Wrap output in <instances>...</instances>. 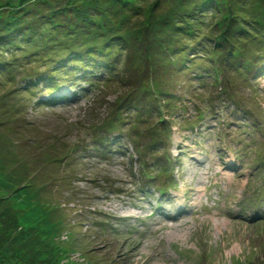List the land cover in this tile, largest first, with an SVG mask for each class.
<instances>
[{
	"label": "rangeland",
	"instance_id": "obj_1",
	"mask_svg": "<svg viewBox=\"0 0 264 264\" xmlns=\"http://www.w3.org/2000/svg\"><path fill=\"white\" fill-rule=\"evenodd\" d=\"M29 1L0 3V264H264V71L187 34L244 26L254 56L264 0ZM149 69L173 103L131 110Z\"/></svg>",
	"mask_w": 264,
	"mask_h": 264
},
{
	"label": "trees",
	"instance_id": "obj_2",
	"mask_svg": "<svg viewBox=\"0 0 264 264\" xmlns=\"http://www.w3.org/2000/svg\"><path fill=\"white\" fill-rule=\"evenodd\" d=\"M1 1L2 0H0V3H1ZM39 1H41V3H42L44 0H39ZM228 1H230V0H228ZM22 2H23V4H28L31 1L22 0ZM203 2H204V5H205V6L204 5L201 6L203 8L207 7V8H210V10H213V9L218 10L219 9L218 8L219 4H218V2L216 0H203ZM236 6H237V4H236ZM0 7H2L1 4H0ZM198 11H199V8H198ZM76 16H77V21L78 22H83V24L84 23H91V24L94 25V23H96V22H93L90 18H85L81 13H77ZM189 17L191 19L193 18L192 16H189ZM199 17H201V15ZM226 22H228V21H226ZM229 24H231V23L228 22V25L226 27L224 26L223 36L221 38H219V39H216V40L215 39H211L210 37H207V38L200 37V36L197 37L198 34L195 35V34H192V33L188 32L187 34L189 35V37H192V39L200 38V41L197 42L198 44H196L195 47H191L190 49H188V52H192V55L194 57H196V58L201 57V55H205V58L208 57L211 60V63H213L215 61V63L218 66H216L214 69L217 70V71L221 70L220 69L221 67L229 66L234 71L242 73L241 75H243V76L246 75L245 73H243V71H246V73L248 75L252 74V73H254V75H259L260 73H262L264 71V63L261 64L259 62V59H264L263 58L264 57V46L261 48V51L256 50V53L253 54L254 56L251 55L252 52L249 53V49L247 50L248 46L242 45L240 47V49H239V47H238V45H240L239 42H241V41L243 42L245 37H246V34L244 32L245 31L244 26H239L238 27V26H233V25H229ZM12 25H14V23H12V22L8 24V26H12ZM33 30H35V29H33ZM0 31H2V30H0ZM16 31H19V30L16 29V30L12 31V33L16 32ZM237 39H240L238 41V43H237ZM205 47H207L208 50H206L207 48H205ZM180 51L181 52H179V54H181L183 50H180ZM202 52H206V54H203ZM256 54H257V56L255 57ZM90 55H93V54H90ZM182 55H184V54H181L180 57H182ZM252 57H255L254 60L250 59ZM100 60H101L100 61L101 63L105 64V62H104L105 60H103V59H100ZM148 61L150 63H152L150 58H148ZM179 61H180V59H178V62ZM91 63H93V62H91ZM91 65H93V64H91ZM178 66L179 65H178L177 61H175V63L172 65L173 68H170V67L166 66L167 71H168L167 73H169V71H170L171 74H173V76L176 75L175 70L177 69ZM183 67H185V65ZM105 68L107 69L108 65L103 66L102 69H105ZM151 68H152V70H154L153 67H151ZM108 69H110V68H108ZM185 69H188V66ZM147 71H145L142 74L144 81L142 79V82H140L138 84L139 87L137 85L138 88H135L133 90V92L130 94V96L127 98V100L124 99V101H126L128 103L127 107H129V109H131V110L133 109V110H135L137 112L142 111L144 108H145V111H149L150 109H152V107H153L152 106L153 105L152 101L153 100L146 99L148 95H151V93H154L153 92L154 90L152 91L151 88L156 90V92L154 94H157L158 91H161V89L159 88V85L156 86L157 84H155L153 79L150 78L151 75H153L154 72H152L150 69L147 70ZM183 74L189 75V72L188 73H186V72L184 73V70H183ZM197 75L198 76H196L195 79L196 78L200 79L201 78L200 73L197 74ZM149 83H151L152 85H155V86L149 88V90H148L146 88L148 87ZM189 83H191V79L189 80ZM174 96H175L174 95V91H172V92L170 91V93L161 91L159 94H157L155 99H158L159 97H162V99L164 100V103H165L164 107L168 109V105L170 103L171 104L173 103L171 99ZM144 102L147 103V105H141ZM122 106H123V104L120 105V107H122ZM113 118L114 119L112 121H109V122L106 123L107 126H106V128H104L106 131H108V133H113V131H115V129H117L119 127L118 123L121 124V122H123L121 117H117V118L113 117ZM103 125H105V124H103ZM164 131H166L167 133H170V130H168V129L164 130ZM157 133L153 132V136L156 137ZM167 136H166V138L163 137L161 139H156L153 142H151L150 151L156 150L159 146H160L159 147L160 149H163V148L167 147L168 142H169ZM107 141L108 140L106 138L105 140H103L100 143L101 144H105V142H107ZM162 161L165 163V161L162 160V158L160 160H158V163L159 164H160V162L163 163ZM145 165H146V162H143V163L140 162V166L142 168H144ZM163 166L165 167L164 170L168 171V168L165 166V164H163ZM155 167H157L156 164H155ZM165 173H167V172H165ZM142 177L146 178L148 182L150 180L155 179V178L149 176L145 171H143ZM142 191H144V188H142Z\"/></svg>",
	"mask_w": 264,
	"mask_h": 264
},
{
	"label": "bare ground",
	"instance_id": "obj_3",
	"mask_svg": "<svg viewBox=\"0 0 264 264\" xmlns=\"http://www.w3.org/2000/svg\"><path fill=\"white\" fill-rule=\"evenodd\" d=\"M172 212V211H171ZM172 219H176V218H172Z\"/></svg>",
	"mask_w": 264,
	"mask_h": 264
}]
</instances>
